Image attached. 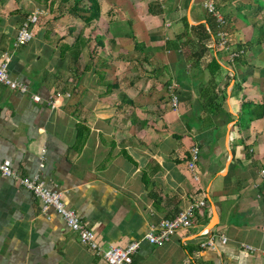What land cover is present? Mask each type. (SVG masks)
<instances>
[{
    "label": "crops",
    "instance_id": "obj_1",
    "mask_svg": "<svg viewBox=\"0 0 264 264\" xmlns=\"http://www.w3.org/2000/svg\"><path fill=\"white\" fill-rule=\"evenodd\" d=\"M73 1L0 0V62L6 54L10 76L28 87L0 82V163L40 173L103 248L138 240L135 264H264V0H207L224 17L225 48L206 0H95L89 20L91 2L74 15ZM37 10L32 40L15 45ZM198 25L215 26L213 76L197 53ZM215 101L225 114L213 112ZM193 145L198 181L186 165ZM196 200L205 204L190 227L161 245L144 239ZM0 264L106 262L0 173Z\"/></svg>",
    "mask_w": 264,
    "mask_h": 264
},
{
    "label": "built area",
    "instance_id": "obj_2",
    "mask_svg": "<svg viewBox=\"0 0 264 264\" xmlns=\"http://www.w3.org/2000/svg\"><path fill=\"white\" fill-rule=\"evenodd\" d=\"M161 1V0H155ZM206 10L215 17V21L219 27V31L216 33L217 46L225 48L227 46L226 33L221 29L225 20L222 14H220L210 1L203 2ZM43 12L41 10L35 11V13L29 15L25 21L22 22L15 35V45L23 46L30 42L33 38L32 31L30 30V24L37 22L39 16ZM243 50L231 51L230 59L237 57ZM9 57L4 54L3 61L0 62V82L8 87L25 93L28 87L25 83L18 79L12 78L8 71L7 62ZM170 93V105L173 109H177L179 105L178 94L173 90V86H168ZM34 101H40L41 97L38 94H32ZM54 107L56 99L50 102ZM199 157V148L193 145L189 148L188 157L186 161L188 172L194 181L199 180L197 161ZM43 159V155L41 156ZM43 163H40L42 166ZM0 173L15 180L20 186L32 192V194L40 201V207L42 212H45L48 208H53L64 220L66 226L73 231H76L79 235L80 242L91 248L96 254L102 256L106 264H135L133 255L137 252L140 242L134 240L129 242L125 247L120 246H108L103 248L96 240L95 232L84 224L79 215L71 208L67 207L62 200V193L56 189H51L47 186L46 181L41 177L40 173H35L28 176L18 175L11 167L8 160H4L0 163ZM261 176L264 178V169L260 171ZM205 204L204 200H196L190 202L185 208L179 210L171 218H163L156 224H152L148 232L144 235V239L150 244L161 245L168 242L176 230L181 228H188L193 223V217L195 211ZM264 230V225L262 226ZM222 241H226V237H221ZM213 239L210 238L205 244H212ZM246 250H253V246L244 244Z\"/></svg>",
    "mask_w": 264,
    "mask_h": 264
},
{
    "label": "trees",
    "instance_id": "obj_3",
    "mask_svg": "<svg viewBox=\"0 0 264 264\" xmlns=\"http://www.w3.org/2000/svg\"><path fill=\"white\" fill-rule=\"evenodd\" d=\"M81 0H74L73 1V8L71 9V12L78 15L79 11H84V8L79 6ZM91 2V7L88 8V12H90L89 16H82L85 19L89 20L91 18L98 17V11H97V6L95 0H89ZM87 10V9H86ZM194 30H197V39H198V54L204 55L210 59L208 66L210 67V72L211 76H213L218 70L221 69V66L218 64L215 58H213L210 55V50H211V45H212V34L215 31V26L212 25L210 32L203 26V25H198L194 28ZM217 82L215 81L214 77L213 80L210 81L211 86H215ZM209 95L212 96V99L217 95L216 93L210 91ZM220 101L216 102L214 106H212L213 112L214 113H223L225 114L226 111L220 106ZM247 106H250L251 103L246 102ZM264 109V104L260 105ZM217 111V112H216ZM261 114H257V116H260ZM252 116V115H250ZM249 116V117H250ZM248 117V118H249Z\"/></svg>",
    "mask_w": 264,
    "mask_h": 264
}]
</instances>
